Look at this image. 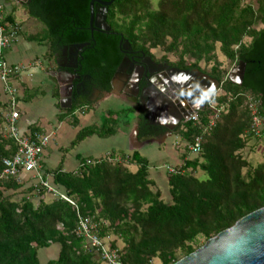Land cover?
Here are the masks:
<instances>
[{
    "label": "trees",
    "instance_id": "trees-1",
    "mask_svg": "<svg viewBox=\"0 0 264 264\" xmlns=\"http://www.w3.org/2000/svg\"><path fill=\"white\" fill-rule=\"evenodd\" d=\"M91 1L22 4L28 17L43 27L30 40L44 42L50 56L82 46L78 76L68 73L88 78L89 87L102 92L110 90L122 61L121 40L131 52L151 59V51L157 50L163 54L159 62L181 72L196 71L218 84L220 94L212 102L223 107L219 122L202 136L201 153L192 157L186 146L201 135L198 128L189 123L175 128L173 135L180 136L185 153L181 165L174 167L175 175L165 171L168 204L148 178L147 160L138 153L121 160L113 154L96 161L81 159L74 172L63 171L60 163L50 174L51 185L75 203V210L44 190L33 193L27 181L1 177L3 161L12 159L17 149L1 134L0 119V264H39L38 253L48 248L57 250V256L46 264H102L75 236L77 215L105 224L100 235L113 237L110 248L118 251L122 264H175L264 207V160L252 166L244 153L249 141L264 139L263 132L259 138L246 135L251 118L244 105L246 96L257 99L264 119V0H114L105 13L109 32L90 31ZM97 8L94 5V12ZM14 13L15 8L6 13L2 23L14 25ZM217 51L230 66L245 65L240 84L228 79L229 70L222 68ZM167 56L175 61L169 63ZM201 63L211 68L202 70ZM78 83H72L71 107L58 116L60 122L72 118L74 126L75 112L86 105L76 94ZM211 115L208 103L197 113L201 123ZM110 122L112 118L102 132L82 129L70 147L92 135H112ZM35 133L38 130L29 136ZM163 133H154L142 121L138 125L143 139ZM128 166L136 171L131 173ZM200 173L205 180L197 178Z\"/></svg>",
    "mask_w": 264,
    "mask_h": 264
},
{
    "label": "crops",
    "instance_id": "crops-1",
    "mask_svg": "<svg viewBox=\"0 0 264 264\" xmlns=\"http://www.w3.org/2000/svg\"><path fill=\"white\" fill-rule=\"evenodd\" d=\"M0 5L7 10L6 12H8L13 8H15V10L16 8H21L22 3L20 0H0ZM31 37L32 36L23 35L22 38L17 42L22 44L26 51H29L31 46L35 45V47L38 49V52L40 51L44 58L43 63H39V60L36 58L32 61V63L28 64L27 69H25L22 75L14 81V87L17 91V108L19 111L18 129L25 137H29V135H31L30 133L34 132L35 130H38V133L46 135V128L50 126V123L46 121V115H54L55 119L59 121L58 116L64 114V112L60 111V109L63 93L67 87L65 85L67 84L65 82L66 79L61 76V73L69 71L66 70L67 68L61 67L57 64V54L61 55L62 53L65 54L69 52L67 48H65V51L63 52L59 50V52L50 56L48 46L44 42L37 43L35 41H31ZM42 47L46 49V54H42ZM9 64L16 65L17 63L13 62ZM190 73L194 75V78L199 79L200 83H207V76H200L201 74L196 72ZM187 75L186 77H188ZM129 84L130 79L128 75L123 74L117 75L113 78L110 85V90L108 92H102L93 88L89 89L91 98L88 102H86V105H84V107L78 111H80L83 116H88L90 113H92L93 116L96 117L97 110L99 111V109H101L103 106L105 108L108 106V108L104 110V115L106 116L105 120L100 119V121H102V126H94L93 123L95 121L93 122L92 119H87V121H79V119L75 117L77 115L76 112L74 114V118L77 120V126H79L80 122H82V124H89L86 128L102 132L106 121H111V118L112 120H115L117 119V116H119L116 115L114 111H112V108H119L118 106H121L125 107L124 110H126L127 113L128 110L131 111L129 113L132 114V120L130 122L123 121L120 126L117 127L116 124L113 125L114 127L112 126V128H114V133L110 136L98 137L97 135H92L84 139L74 148H71L69 145L68 149L73 153V157L77 162V167L81 159L96 161L105 159L109 156V154H113L118 157V160H121L120 158L122 157H127L133 153H138L141 157L147 160L148 178L155 184L156 187L157 175H154V178L150 177L149 157L154 154V149L157 150L159 147L165 146L166 141L173 136L172 133H167L169 129L168 125L170 122H176V120H173L175 118L173 116L170 118L154 117L153 120L150 116V118L147 119L146 113H144L142 107L140 106V104H144V102L141 101L139 95L140 88L132 84V87L134 88L133 92L135 94L131 95L129 92ZM48 91L49 94L47 95L46 92ZM33 96H35V100L37 101V106L35 108L30 106L34 104V102H32ZM6 101L7 99L4 96L0 86V113L5 109ZM179 102L181 109H185L186 107L189 108L190 104L191 108H194V110L198 112L203 110L204 106L208 103L207 100L205 101V99L201 97H192L188 100L183 98V101L180 100ZM57 109H59L61 113H57ZM120 116L123 118L125 117L123 113H121ZM68 121L69 120L67 119V122ZM141 121L149 127L152 126L157 128L158 131L156 130L155 133L159 132L160 130H163L164 133L148 140L141 138L138 134V125ZM63 122L59 121L58 123ZM80 147L85 148L83 149ZM47 149L48 148H46L42 155L41 168H43L44 172H46L45 174L49 176V180L51 181L50 174L58 167L60 163L62 165L63 171L67 172L64 170V168L67 167V163L64 162V156H58L55 158L54 153L50 150L48 151ZM57 152L61 153V149H59ZM182 156L183 154L177 155L176 158H173V161L177 163L175 167H179L181 165ZM77 167L71 172L76 171ZM128 168H134L136 171V168L133 166H128ZM45 256H47L48 260H54L57 256V250H54V248H48Z\"/></svg>",
    "mask_w": 264,
    "mask_h": 264
},
{
    "label": "built area",
    "instance_id": "built-area-1",
    "mask_svg": "<svg viewBox=\"0 0 264 264\" xmlns=\"http://www.w3.org/2000/svg\"><path fill=\"white\" fill-rule=\"evenodd\" d=\"M6 13V9L0 5V86L7 99L6 109L0 113V119L4 127L3 136L14 143L17 151L12 159L3 161L4 169L1 177L6 180L16 179L19 183L27 181L28 186L32 187L33 193L38 194L40 190H44L46 195L61 200L76 210L75 203L51 185L49 176L45 175L41 168V157L49 144L48 137L42 133L25 137L18 129L19 111L14 81L22 75L25 69L18 65H11L4 59V52L10 49L19 39V26L16 23L14 25L2 23ZM214 97L208 102L212 115L206 122L201 123L197 116L198 111L181 122L192 124V126L198 128L201 134L193 138L186 146V153L189 157L198 156L201 153L202 136L212 132L219 122L223 107L212 102ZM244 105L251 118L246 135L259 138L262 132L264 133L263 119L259 111L260 102L254 97L246 96ZM165 171L171 175L176 174L175 169L171 167H165ZM77 219L74 234L83 240L85 251L94 252L102 264H122L118 251L111 249L110 244L107 243L109 239L102 238L100 235L101 228L105 224L78 215Z\"/></svg>",
    "mask_w": 264,
    "mask_h": 264
},
{
    "label": "rangeland",
    "instance_id": "rangeland-1",
    "mask_svg": "<svg viewBox=\"0 0 264 264\" xmlns=\"http://www.w3.org/2000/svg\"><path fill=\"white\" fill-rule=\"evenodd\" d=\"M154 3H156V1ZM155 5L156 4H153V6ZM9 12L10 11H8L7 13ZM14 19H15V23L19 26L18 41L22 38L23 35L33 36V35L41 33L43 30V27L39 23H37L34 20H31L28 17V15L25 13L22 7L16 8L15 13H14ZM245 42H247V40H245ZM42 48H43L42 54H46V49H44V47ZM69 55H70V52H67L65 54L62 53L61 55L57 54V57H58L57 64L61 67H64V66L65 68L68 67L69 63L67 59ZM151 55H152V58H154V60L156 61L161 60L163 56V54L157 50L151 51ZM216 57H217V60L221 63L222 68L225 70H229L228 79L232 83L238 84L239 76H240V69H241L240 65L230 66V64L219 54L218 51L216 52ZM36 58L39 60V63H43L44 58L41 55L40 51L38 52V49L37 47H35V45H32L29 51H26L24 46H22V44H19V42H17L14 45H12L10 49L4 52V59L7 61V63L16 62L17 63L16 65L23 67L24 69H27L28 64L32 63V61L35 60ZM167 61L169 63L174 62L175 58H173L172 56H167ZM200 68L202 70H209L211 67L210 66L206 67L204 64L201 63ZM193 72H196V71H193ZM192 75H193L192 73H189L187 75L188 80L190 81L192 80L193 82H199V79L194 78V75L193 76ZM132 84L133 83L130 80L129 85L131 89H129V92L131 95L134 94L133 93L134 88L131 87ZM46 94L48 95L49 91L46 92ZM68 94H69V90L67 89L64 90L63 97L61 100V109H60V111L62 112H64L70 107L69 106L70 104L68 103V101L71 100L72 102V99L68 96ZM218 94H220V91L218 87H216L215 82L208 78L207 83L205 84L201 83V86L198 87V90L196 92V95H197L196 97L204 98L205 101L207 100L209 102L212 97ZM90 98H91V93L90 94L88 93L82 97L84 102H88ZM32 102H34V104L30 106L35 108L37 106V101L35 100V96H33ZM118 107L119 108L117 107H115L114 109L112 108V111H114L116 115H119V116H117V119L115 120L113 119L112 122L109 123L110 126H113L116 124V127H117V126H120V124L123 121L130 122L132 120V114L130 113L128 114L126 110H124L125 107H121V106H118ZM107 108L108 106H106V108L103 106L101 107V109H99V111L97 110L96 117H94L92 113H90V115L88 116H83L80 111L76 112L77 115L75 117L78 118L79 121H87V119H90V120L92 119L93 122L95 121L93 123L94 126L100 127L102 126V121H100V119L105 120L106 116L104 115V110H106ZM60 111L59 109H57V113H61ZM121 113H123V115L125 116L124 118L120 116ZM46 117H47L46 121L50 123V126L46 128L47 129L46 135L49 139L47 150L52 151L54 153L55 158H57L58 156H64L65 157L64 162L67 163V167H65L64 170H66L67 172H71L77 167V162L75 161L73 157L74 155L68 149V147L70 143L74 140L77 133L81 131L82 129L88 127L89 124L86 125L80 122L79 126H73V125H70L72 124V118H69L68 122L67 120H65L63 123H58L59 121L55 119L54 115L48 114L46 115ZM178 124L179 122H173V123L170 122L168 125L169 129L167 133H170V134L172 133L173 135L174 134L173 130H175ZM263 124H264V119H263ZM3 128L4 127L1 126L2 135H4ZM80 148L84 149L85 147H80ZM59 149H61V153L57 152ZM154 150H155L154 154L149 157V173L151 175L150 177L154 178V175H157L156 187L162 195L163 203L168 204L170 199H169V194H168V188L166 185L165 167L167 166L175 167L177 165V163L173 161L174 160L173 158L174 157L176 158L177 155H181L185 153L184 145L182 141L180 140V136H178V134L177 135L175 134L166 141L165 146H161L159 147V149L157 150L154 149ZM244 153L247 155V159L251 163L252 166H256L257 164L262 163V161L264 160V139L262 141H256V140L249 141L248 146L246 150L244 151ZM128 169L131 173L135 172L134 168H128ZM196 176L201 181L205 180V176L202 173L197 174ZM50 200L52 199H47L46 202ZM108 239L109 240L107 241V243L109 244L114 240L113 237L111 236L108 237ZM117 246L118 248L122 247L120 243H117ZM46 252L47 250H42L38 253L39 264L47 263L48 258L47 256H45ZM153 264H156V263H153Z\"/></svg>",
    "mask_w": 264,
    "mask_h": 264
},
{
    "label": "water",
    "instance_id": "water-1",
    "mask_svg": "<svg viewBox=\"0 0 264 264\" xmlns=\"http://www.w3.org/2000/svg\"><path fill=\"white\" fill-rule=\"evenodd\" d=\"M23 4H26L29 0H20ZM114 0L108 3L100 1H91L89 4V29L91 32L95 31V14L94 5L103 8L104 14L106 13V8L110 7ZM104 32H109V28L104 26L102 29ZM79 49L82 46H77ZM240 65V76L239 83L243 80L244 64ZM178 75H187L188 73H181L180 71H174ZM198 73V72H197ZM61 76L66 79L67 86L65 90H69L68 96L71 98L72 95V83L74 79H78L68 72L61 73ZM160 81L152 82L144 80L143 83L145 87L150 90L155 91V98L160 102L169 99L171 101L172 107L176 109L179 113L178 122L181 123L193 114L196 113L194 108L192 109L190 104L189 108L181 109L180 100L183 101V97L179 94L176 87H174L171 80H169L165 75L161 74L158 76ZM139 82V81H138ZM215 82V81H214ZM152 85V87H151ZM216 87L218 84L215 82ZM64 86V87H65ZM173 94L170 96L168 91ZM180 99V100H179ZM71 107V100L68 101ZM184 104V103H183ZM69 107V108H70ZM68 108V109H69ZM173 108H169V112ZM172 116H175L174 112ZM175 264H264V207L258 211H255L244 218L240 219L235 223L233 227L219 233L216 237L208 240L202 247L196 250L189 256L179 260Z\"/></svg>",
    "mask_w": 264,
    "mask_h": 264
},
{
    "label": "flooded vegetation",
    "instance_id": "flooded-vegetation-1",
    "mask_svg": "<svg viewBox=\"0 0 264 264\" xmlns=\"http://www.w3.org/2000/svg\"><path fill=\"white\" fill-rule=\"evenodd\" d=\"M23 4V2L21 1ZM95 14V30L102 31L101 29L106 26L105 25V14L103 8H97V10L94 12ZM119 47L121 48L122 52V61L120 65L117 68L116 74L117 75H123L127 74L129 79L132 81L136 87L140 88L139 95L141 98V101L144 102V104H140L142 107L144 113H146V118L149 119L150 116L152 120L154 117H165L170 118L172 113L174 112L175 117L173 120H176L178 122L179 120V113L176 112V109L172 107V103L169 99H166L162 102L157 100L155 91L150 90L149 88L145 87V84L143 83L144 80L156 82L160 80L158 78L159 75L163 74L165 75L169 80L172 81L174 87L178 90L179 94L185 98H195L196 92L198 90V87L201 86V83L199 82H193L192 80H188V77L185 75H178L175 73L174 69L170 68L167 63H160L159 61H156L154 59H151L149 57L144 56L143 54H138L136 52H131L129 47L125 43L122 42V40L119 43ZM64 49V50H63ZM61 49V51H65V48ZM82 49V48H81ZM79 47L73 46L71 48H68L70 55L68 56V67H66V70L72 71L75 73V76H78L77 69V60H78V54L81 51ZM65 68V66H64ZM177 71V70H176ZM181 72V71H180ZM181 73H188V72H181ZM114 76V77H115ZM76 78V77H75ZM74 81H78L79 83L75 86L76 94L79 96V98H82L86 94L89 93V79L86 77H83L82 79H74ZM139 81V82H138ZM213 81V80H212ZM132 87V86H131ZM152 87V85H151ZM133 88V87H132ZM131 89V88H130ZM132 91V90H131ZM134 93V92H133ZM170 96H173V94L168 91ZM201 93V92H200ZM135 94V93H134ZM132 94V95H134ZM155 96V97H153ZM172 104V105H171ZM180 104V103H179ZM169 108H173L169 112ZM153 116V117H152ZM174 122V121H173ZM181 124V123H179ZM178 124V125H179ZM178 125L176 127H178ZM149 127V126H148ZM153 129V132L158 129L155 127H149Z\"/></svg>",
    "mask_w": 264,
    "mask_h": 264
}]
</instances>
